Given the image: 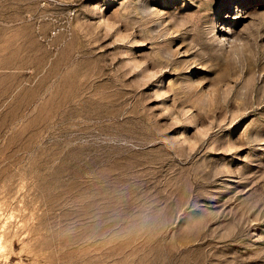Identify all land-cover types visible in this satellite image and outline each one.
Segmentation results:
<instances>
[{"label":"rangeland","instance_id":"374dc122","mask_svg":"<svg viewBox=\"0 0 264 264\" xmlns=\"http://www.w3.org/2000/svg\"><path fill=\"white\" fill-rule=\"evenodd\" d=\"M0 264H264V0H0Z\"/></svg>","mask_w":264,"mask_h":264}]
</instances>
